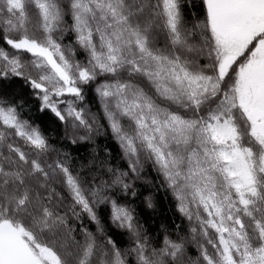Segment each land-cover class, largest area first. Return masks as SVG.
Segmentation results:
<instances>
[{"label":"snow or ice","instance_id":"6c2138e0","mask_svg":"<svg viewBox=\"0 0 264 264\" xmlns=\"http://www.w3.org/2000/svg\"><path fill=\"white\" fill-rule=\"evenodd\" d=\"M0 264H264V0H0Z\"/></svg>","mask_w":264,"mask_h":264},{"label":"trees","instance_id":"16d2710c","mask_svg":"<svg viewBox=\"0 0 264 264\" xmlns=\"http://www.w3.org/2000/svg\"><path fill=\"white\" fill-rule=\"evenodd\" d=\"M146 179H151V177H146ZM145 194H147V192ZM158 199H160L161 201L163 200V193L162 192L158 195ZM166 210H167V204H163V206L160 208L161 213L166 212ZM169 215H170V213H169ZM192 251H193V254H195L194 248Z\"/></svg>","mask_w":264,"mask_h":264}]
</instances>
